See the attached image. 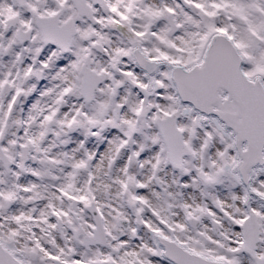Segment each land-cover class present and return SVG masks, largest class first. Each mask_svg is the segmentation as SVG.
Wrapping results in <instances>:
<instances>
[{
	"label": "snow or ice",
	"instance_id": "1",
	"mask_svg": "<svg viewBox=\"0 0 264 264\" xmlns=\"http://www.w3.org/2000/svg\"><path fill=\"white\" fill-rule=\"evenodd\" d=\"M0 264H264V0H0Z\"/></svg>",
	"mask_w": 264,
	"mask_h": 264
}]
</instances>
